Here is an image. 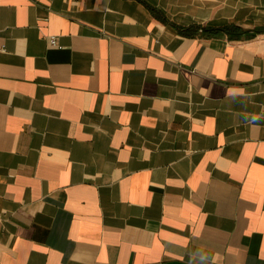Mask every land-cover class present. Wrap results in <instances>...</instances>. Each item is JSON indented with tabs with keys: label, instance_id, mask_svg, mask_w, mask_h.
Returning a JSON list of instances; mask_svg holds the SVG:
<instances>
[{
	"label": "crops",
	"instance_id": "obj_1",
	"mask_svg": "<svg viewBox=\"0 0 264 264\" xmlns=\"http://www.w3.org/2000/svg\"><path fill=\"white\" fill-rule=\"evenodd\" d=\"M249 29L264 0H0V264H264Z\"/></svg>",
	"mask_w": 264,
	"mask_h": 264
},
{
	"label": "trees",
	"instance_id": "obj_2",
	"mask_svg": "<svg viewBox=\"0 0 264 264\" xmlns=\"http://www.w3.org/2000/svg\"><path fill=\"white\" fill-rule=\"evenodd\" d=\"M193 28L189 29V30H192ZM195 30H197V28H195ZM206 32L208 31V29H204ZM244 29L239 27V26H236V25H230V26H227L225 28H213L211 29V33H219L221 31H225V32H228L232 37H237L239 32H242ZM262 30V29H261ZM249 35H254V33L252 34H249Z\"/></svg>",
	"mask_w": 264,
	"mask_h": 264
},
{
	"label": "water",
	"instance_id": "obj_3",
	"mask_svg": "<svg viewBox=\"0 0 264 264\" xmlns=\"http://www.w3.org/2000/svg\"><path fill=\"white\" fill-rule=\"evenodd\" d=\"M245 33H264V30L249 29V30H246Z\"/></svg>",
	"mask_w": 264,
	"mask_h": 264
},
{
	"label": "built area",
	"instance_id": "obj_4",
	"mask_svg": "<svg viewBox=\"0 0 264 264\" xmlns=\"http://www.w3.org/2000/svg\"><path fill=\"white\" fill-rule=\"evenodd\" d=\"M50 42H51V44H53V45H57L58 42H57V38H56V36H51V37H50Z\"/></svg>",
	"mask_w": 264,
	"mask_h": 264
}]
</instances>
